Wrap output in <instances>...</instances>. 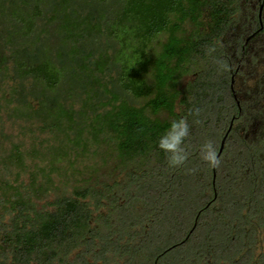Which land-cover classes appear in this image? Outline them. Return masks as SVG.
Wrapping results in <instances>:
<instances>
[{"label":"trees","instance_id":"trees-1","mask_svg":"<svg viewBox=\"0 0 264 264\" xmlns=\"http://www.w3.org/2000/svg\"><path fill=\"white\" fill-rule=\"evenodd\" d=\"M46 2L13 13L33 56L0 54L1 138L25 140L0 164V264H264V0ZM182 117L190 156L170 168L158 140ZM206 140H225L219 168ZM29 161V183L1 176Z\"/></svg>","mask_w":264,"mask_h":264},{"label":"rangeland","instance_id":"rangeland-1","mask_svg":"<svg viewBox=\"0 0 264 264\" xmlns=\"http://www.w3.org/2000/svg\"><path fill=\"white\" fill-rule=\"evenodd\" d=\"M42 1H44L43 6H46L47 5L46 0H42ZM29 2H31V0H28V3ZM32 7H33L32 3H30L29 5L28 4L25 5V4L22 3V0H0V54L6 52L7 55H12V60H11L12 61L11 62L12 65H14L15 60H21L22 56H23L22 52L18 49V47L15 46L16 45V41H18L19 38H21V37L17 34V30H18V27H19V22L17 21V18L13 14L14 13V9L18 8L21 11L28 12V10L32 9ZM30 13L31 12H29V14ZM37 20H35L36 23H37ZM8 23H12L13 26L16 27V29H15L16 31L13 33V35L10 33V31H8L6 29V25ZM53 38L54 37L51 36V35H49V37H47L46 35H43V40H46L48 42L49 41L52 42ZM7 41L11 42L10 46L9 45H5V42H7ZM50 47L52 48V43H49V48ZM65 70H67V69L65 68ZM64 77L65 78H63V79H65V80L68 78V77L66 78L65 75H64ZM65 82L68 83L69 81L67 82V80H66ZM8 83H11V82L8 81ZM70 85L71 84H69V86ZM75 93L79 94L78 92H75ZM71 97L74 98V99H76V98L79 99L80 98L78 95H74V94H72ZM16 98L17 99H15V100L18 102V106H17V109H15V110H17L19 112L20 111H25V109H26L25 106L30 103L28 97H24V96L18 94V95H16ZM5 111H6L7 114H9L10 109H6ZM39 113H40L39 114L40 115V117H39L40 119H42L43 121H48L49 120L45 116V110L44 109L41 110ZM34 116L36 117L35 114H34ZM36 118H38V117H36ZM11 123H12L11 121H7V123L0 121V164L4 163V161H5V158H6L5 156L7 154V152H6L7 149H5L6 146H7V148L10 147V145H12L13 142L14 143H21V141L25 142V140H22V137H19L18 134H15L16 135L15 137H12V138L9 137V141H5V145L6 146L3 144V141H2V138H1L2 134H3L4 130H6V131L8 130L6 128L7 127L9 128L11 126ZM26 126H27V124H26V122H24V125L23 124L16 125V129H19L23 133H27L29 131H28V128ZM50 137L51 136H50L49 133L39 132L36 135V137H34V139L28 138V140H26L27 141V145L28 146L34 145V146L40 148V144L43 143V145L46 146L47 144L52 142ZM25 150H26V147H23V151H25ZM3 151H5V152H3ZM37 164H39V162ZM90 164H91V162H89L85 158H82V159H80V160L75 162L74 168H76L78 170H83L85 165H90ZM59 167H60L61 170L64 168V169H67L69 171L70 165L66 164L65 162H62L59 165ZM26 168H27L26 170H21V169H19L16 166H11L10 167V171L6 172V171L3 170L2 173H1V176L5 177V178H8V180L12 181V183H13L14 182L13 178H15L16 175L20 174V180L24 181L26 183H29L30 179H31V176H32V172H34V171L36 172L35 163L32 162V161H29ZM52 177L55 180V182H57L59 184V182L61 180L60 177L57 174H52ZM38 181H39V183L42 182V180L40 178V175H39ZM49 196H50V198L53 197V195H49Z\"/></svg>","mask_w":264,"mask_h":264},{"label":"clouds","instance_id":"clouds-1","mask_svg":"<svg viewBox=\"0 0 264 264\" xmlns=\"http://www.w3.org/2000/svg\"><path fill=\"white\" fill-rule=\"evenodd\" d=\"M216 48L209 47L207 54L211 56ZM214 63L223 71L229 70V65L225 60L213 57ZM202 109L198 106L189 110V116H192L193 123L199 124L201 121L198 117L201 115ZM190 136V125L186 117L174 119L170 123L168 130L159 138L158 147L166 154V160L170 168H179L186 165L189 160L190 153L187 150L185 141ZM200 159L205 162L209 168H219L222 158L218 154V149L212 140H206L199 148Z\"/></svg>","mask_w":264,"mask_h":264},{"label":"flooded vegetation","instance_id":"flooded-vegetation-1","mask_svg":"<svg viewBox=\"0 0 264 264\" xmlns=\"http://www.w3.org/2000/svg\"><path fill=\"white\" fill-rule=\"evenodd\" d=\"M23 56H28V57H31L33 55H31V52L30 51H25L23 50L22 52ZM29 99V98H28ZM49 100V99H48ZM30 103H33V105L35 106H38L40 104V100L36 99V98H33V99H29ZM50 102H52L51 100H49ZM13 103H17V101L14 99L12 100Z\"/></svg>","mask_w":264,"mask_h":264},{"label":"water","instance_id":"water-1","mask_svg":"<svg viewBox=\"0 0 264 264\" xmlns=\"http://www.w3.org/2000/svg\"><path fill=\"white\" fill-rule=\"evenodd\" d=\"M224 142H225V140L223 141V143H222V146H221V149H220V152H219V155L222 153V151H223V148H224Z\"/></svg>","mask_w":264,"mask_h":264}]
</instances>
